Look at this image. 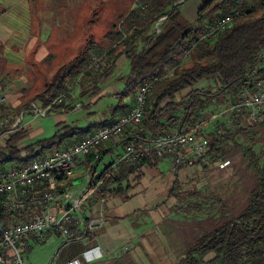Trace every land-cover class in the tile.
<instances>
[{
	"label": "trees",
	"instance_id": "16d2710c",
	"mask_svg": "<svg viewBox=\"0 0 264 264\" xmlns=\"http://www.w3.org/2000/svg\"><path fill=\"white\" fill-rule=\"evenodd\" d=\"M183 2L137 0L133 9L119 17V30L114 26L105 35L103 44L92 40L87 43L84 51L58 69L45 90L33 101L42 102L43 108L49 107L47 115L68 110V102L73 101L71 92L78 84L84 86L90 79V83L108 79L117 69L116 61L124 55L130 72L120 79L124 83V90L119 95L122 100L135 97L136 105L138 88L159 78L147 97L142 122L125 130L121 136L127 143L143 150L162 135L193 132L200 137L197 128L210 122L205 121L204 114L214 104L222 103V97H231L230 118L214 121L212 133L206 138L209 147L205 157L194 166L203 165L205 160L217 164L238 154L247 162L248 169L255 172L256 182L247 189L249 197L241 208L230 209L223 203L219 215H208L206 220L195 222L203 232L184 249V258L177 264H264V150H255L258 143L264 144V139L260 141L264 135V121H252L245 112L237 114L231 110L242 90L252 88L254 79L264 78V0H201V8L193 24L180 11ZM225 16L232 17L231 26L210 38L212 29ZM94 56L107 62L98 72L90 69ZM188 59L191 64L187 66L185 62ZM94 74L98 76L92 78ZM201 83H208L216 91L198 88ZM62 93L67 95L66 98L56 103V98ZM81 95L85 96L86 92ZM123 109L124 106L119 104L113 112L118 114ZM0 111L3 113L1 117H9L4 106H0ZM210 113L215 114L214 110ZM97 125L79 128L57 124L58 130L53 137L38 141L23 151H19L17 144L27 132L18 131L9 140L6 151L1 152L0 165L22 166L48 157L91 135ZM104 125L102 123L98 128ZM239 137L245 142L239 143ZM103 147L86 156L88 163L93 164L91 173L94 164L101 159ZM21 152H28L29 156L22 158ZM170 157L144 155L133 164L118 163L120 159L96 179L92 176L90 190L95 191V201L108 197L130 201L134 186L129 177L137 176L138 170L144 166H153ZM177 181L170 191L172 198L177 197ZM96 183L100 184L98 188H95ZM0 214L6 226L25 221L29 216ZM85 220L87 227L90 226V218ZM75 236L87 237L88 230L80 233L75 229ZM210 254L214 255L213 258L206 261Z\"/></svg>",
	"mask_w": 264,
	"mask_h": 264
},
{
	"label": "rangeland",
	"instance_id": "374dc122",
	"mask_svg": "<svg viewBox=\"0 0 264 264\" xmlns=\"http://www.w3.org/2000/svg\"><path fill=\"white\" fill-rule=\"evenodd\" d=\"M20 1L21 0H0L1 21L7 23L17 31L13 38L9 40L5 39L2 43V52L4 53L5 50L6 53L0 56V88L7 98V103L4 107L7 109L9 116L16 120L21 119V117L23 119L18 131H26L27 135L17 144L19 151H23L26 147L38 141L53 137L58 130L57 124L59 120L63 121L66 116L69 119H73V121H77V126H84L87 123L100 121L101 109H107L108 113L109 108L107 106L109 104H114L115 107L118 105V98L116 99L113 93L117 92V86L119 85H117V83L121 82L120 79L129 74L130 66L128 61H124V63L121 61L119 64V58L116 61L117 69L108 79L100 80L98 83H90V79L84 86L78 84L71 92L73 101L70 102L75 103L80 100V103L84 106L80 110H71L63 114L60 112H52L45 117H35L34 114H29L27 112L23 114L24 109L27 111L32 109L33 106L31 107V103H35L37 107L43 109L41 105L42 102L33 101L35 100L34 98L45 90V86L53 73L60 66L68 63L69 60H65L64 58H53L52 60L38 57L36 54L37 52L42 50H45V52L47 51L44 49V46H47V44L41 41L35 42V45L31 48V55L30 52L28 53V51H26V46L30 42V40H26V38H29L31 34L40 36L42 33H36L37 30L35 28L32 32L28 31L25 26L19 25L15 10L17 6H19ZM26 3H28V1H26ZM185 6L186 5H182L181 9L185 8ZM85 12L86 18H90L87 19L85 25L80 26V30L77 32V34L80 35V40L85 36L86 38L93 36L97 40H100L106 35L107 31L111 30V26L108 22L114 18V10L109 8L91 9L90 6H88L87 9L84 10V13ZM103 14H105V16L101 17ZM84 17L85 15L82 18ZM28 27L31 28V26ZM78 47L79 53L84 50L79 44L75 46V49ZM10 49L12 51H10ZM103 54H106V52ZM103 62L105 63L104 59ZM185 63L187 66L191 64L189 59ZM97 76V74H94L92 78ZM123 86L124 84H120V87ZM97 88L100 89L99 92L96 93L95 90ZM198 88H204L212 92L216 91V88L208 83H201ZM104 89L107 94L103 97V103H100L99 106L90 104L101 91L104 92ZM84 92H86V95L82 96L81 94ZM184 94H187V92H184ZM131 99L132 97L127 98L126 103L130 102ZM232 103L233 99L231 97H222V103L214 104L209 112L204 114L205 121L210 120V122L201 124V126L197 128V131L200 130V137L207 138V136L212 133L215 120L221 119L222 121H227L230 118L228 115L230 111H228V109H230ZM212 110H214V115L210 113ZM1 113L0 111V114ZM27 126H29L30 129L29 127L27 128ZM15 133L7 135L2 140L1 149L3 152L6 151L5 148H7L9 140L12 139ZM261 138L260 141H263L264 135H261ZM238 142L244 143L245 140L239 137ZM262 149L264 150V144L262 143H258L255 147L257 152L262 151ZM26 156H29L28 152H21L22 158ZM227 160L230 164L225 168H221L218 164H214L213 162L209 163L206 160L203 162V165L184 166L180 169L181 171L178 172L179 175L176 185L177 197L165 199L160 205L158 204V206L156 205L149 208L150 211L159 218V221H162L159 224V229L151 230L152 225L150 224L149 228L146 230L148 234L145 236V241H147L148 246L151 247L149 250V264L179 263L184 258V249L190 247L195 242L198 235L203 232V229L196 226L195 222L206 220L208 215H219L223 203L234 210L245 205L246 199L249 197L247 189H251L256 182L255 172L248 169L247 162L241 155L237 154ZM262 162H264V157L262 158ZM168 163H163L165 168L164 173L166 174L165 179L168 174L171 173L170 169L168 171L166 169L169 168ZM173 166L175 169H178L175 167L172 160V168ZM98 172H100V170ZM76 176L78 180L73 179L71 190L79 193L87 187V180L83 171H79ZM170 183L171 180H167L166 188L170 186ZM162 184L164 185V183ZM146 187H152V185L149 184ZM85 193L88 194V191ZM140 193L142 194L141 189L138 192L139 197ZM162 193L163 192L160 194ZM139 197L136 196V199L126 202L125 204L122 203L118 211L120 213L125 212L129 214L137 210V208H143L144 206L149 207V205H152L150 202L154 201L139 200ZM85 209L88 213L86 217H91L93 206H85ZM142 228L144 227L140 229ZM29 240V243L35 242L32 237ZM35 245H33V249L28 250L22 255L24 264H55V257L59 247L62 245L61 242H59L58 245L54 240H48L47 242ZM213 256L212 254L208 255L206 261L213 258Z\"/></svg>",
	"mask_w": 264,
	"mask_h": 264
},
{
	"label": "crops",
	"instance_id": "0c3cea01",
	"mask_svg": "<svg viewBox=\"0 0 264 264\" xmlns=\"http://www.w3.org/2000/svg\"><path fill=\"white\" fill-rule=\"evenodd\" d=\"M26 1H28V3H26ZM19 3V6H17L15 10L16 19L18 20L19 25L25 26L28 31L32 32L35 28L37 30L36 33H42L40 36L31 34L29 38H26V40H30L29 44L26 46V51H28V53L30 52L31 55V48L35 45V42L41 41L47 44V46H44V49L47 51L45 52V50H42L37 52L36 54L38 57H43V59L49 58L52 60L53 58H64L70 62L82 52L79 53V47L75 49L77 44L85 50L87 43L91 40L94 43H101L105 40V35L100 40H97L93 36H89L88 38L85 36L80 40V35L77 34V32L80 30V26L85 25L87 19L90 18H86V12L84 13V10H86L88 6H90L91 9L109 8L114 10V18L108 23L111 26L110 29L116 26V30H119L121 25V22L118 20L119 17L127 14L128 11L133 9L136 6L137 0H21ZM183 5H186L185 8H180L183 17L189 23H195L198 12L201 8V0H184ZM84 15L85 17L82 18ZM103 16H105V14L101 15V17ZM28 26H31V28ZM109 31H107V33ZM0 32V56H3L6 53L5 50L4 53L2 52L3 41H5V39L9 40L13 38L17 31L7 23H3L0 19ZM10 51L12 50L10 49ZM121 61L123 63L124 61L126 62L124 55L120 57L119 64ZM120 84L124 83L122 81L118 82V86L116 85L117 92L113 93L116 99L118 98L117 104L124 106L123 111L120 113H114L115 111L113 112V110L115 105L109 104L108 106L106 105L109 108L108 113L107 109H101V119L98 122L87 123L84 126H77V121H73V119H69L66 116L63 121L59 120L58 124L64 126L71 125L79 128L98 124L93 129V133L102 125V123L110 124L111 120L112 122L116 121L135 105V97L128 103H126L127 98L122 100L119 97L124 90V86L120 87ZM105 94L107 93L104 89V92L101 91V93L93 99L90 104H96L99 106L100 103H103L102 101ZM71 102H68L70 108L61 111V114L71 110H80L84 107L80 103V100L75 103ZM32 104L33 103H31V105ZM78 105H81V108H77ZM48 108L49 107H47V109ZM26 112L29 114L32 113L31 110L27 111L24 109L23 114ZM28 127L29 126H27V128ZM129 129L131 128H128V130ZM2 140L0 141V145L3 143ZM127 142L121 138L120 140L115 141V143L104 144V151L102 152L101 159L94 164L93 173L90 172L93 164L88 163V158L86 156L77 158V168L74 179L78 180L76 174L79 171H83L87 180V187L79 193L86 194L85 192L90 190L92 176L96 179L103 170L114 165L121 159ZM172 160V157H170L158 161L153 166H144L138 170L137 176L131 175L129 177L131 184L134 186L130 201L136 199V196L139 197L138 192L141 189L142 194L140 193L139 200H154L153 202H150L152 205H149V207L144 206L143 208H137V210H134L129 214L125 212L120 213L118 209L121 208L122 203L125 204L126 202L120 198H106L101 199L100 201H95V191L90 190L86 195L87 197L84 203L85 205L82 216L84 219L90 218L91 225L89 228L87 226L76 228L80 233H84L88 230V236L81 237L80 241L74 242L70 245L63 244L62 239L60 241V238L55 235H49L44 241L47 242L48 240H54L58 245L59 242L62 243L57 251L56 256H58V259L55 257V263L65 264L70 260H81L82 264H149V250L151 247L148 246V242L145 241V236L148 234L146 230L149 228L150 224L152 225L151 230H157L160 228L159 224L162 222L159 221V218L156 217L149 208L156 205L158 206V204L160 205L165 199L172 198L170 197V191L175 181L178 180V172L181 171L180 169H175L174 166L172 168ZM165 162H170L168 163L169 168L166 169L167 171L170 169L171 172L166 179V174L164 173L165 168L163 166ZM8 166L13 165H0V167ZM99 170L100 172H98ZM167 180H171V183L170 186L166 188ZM162 183H164V185ZM66 184H68L69 188L73 186L72 184L69 185V183H63L60 186H66ZM149 184H151L152 187H146ZM161 192L163 193L160 194ZM88 205L93 206L91 217H86V214L88 213L85 206ZM141 227L144 228L140 229ZM44 242H37L36 240L35 242H28V246L23 254L28 250L33 249V245ZM85 259L90 261L87 262Z\"/></svg>",
	"mask_w": 264,
	"mask_h": 264
},
{
	"label": "built area",
	"instance_id": "2783aa9c",
	"mask_svg": "<svg viewBox=\"0 0 264 264\" xmlns=\"http://www.w3.org/2000/svg\"><path fill=\"white\" fill-rule=\"evenodd\" d=\"M230 21H233L231 16L219 19L217 26L209 34L210 38L229 28ZM103 65V58L94 56L90 69L98 72ZM254 73H257V70ZM158 81L159 78H155L141 85L136 92L134 108L115 122L105 123V128H98L91 135L74 144H68L43 159L22 166L0 167V213L29 215L25 221L6 226L0 214V264H24L22 255L31 237L37 242H44L49 235H55L66 245L80 241V238L75 236V229L87 226L82 216L87 194L74 192L68 184L57 186V179L62 178L64 174L75 173L77 158L97 151L103 146L104 139L117 138L118 141L123 128L140 125L142 111L145 108L144 97L149 95L152 86ZM66 96L65 93L59 94L55 102H63ZM6 103L7 98L0 88V106H5ZM31 107L36 117H45L49 110V108H39L35 103ZM77 108H81V105ZM231 110L237 114L245 112L250 120L263 122L264 78L254 79L252 88L242 90L237 104L232 106ZM21 124L22 117L16 120L0 116V141L7 135L17 132ZM208 147L209 142L204 137H198L193 132H176L158 137L151 146L143 150H139L133 143H126L125 154L118 163H137L144 155L160 158L170 155L175 167L194 166L204 159ZM1 152L0 145V154ZM217 164L225 168L230 162L220 161ZM99 186L100 184H95V188ZM65 264H82V262L70 260Z\"/></svg>",
	"mask_w": 264,
	"mask_h": 264
},
{
	"label": "bare ground",
	"instance_id": "6f19581e",
	"mask_svg": "<svg viewBox=\"0 0 264 264\" xmlns=\"http://www.w3.org/2000/svg\"><path fill=\"white\" fill-rule=\"evenodd\" d=\"M232 22H233V21H230V26H231ZM147 97H148V95H145V97H144V106H145V104H146ZM143 114H144V110L142 111V115H141L140 123L142 122ZM102 128H105V126L102 127ZM126 129H128V128H123V129L121 130V136L123 135V133L125 132ZM110 141H114V142H115V141H117V138H106V139L103 140V145L106 144V143H108V142H110ZM74 177H75V173H69V174H64V175H62V178H58V179H57V186H60V185L63 184V183H69V182H72L73 179H74Z\"/></svg>",
	"mask_w": 264,
	"mask_h": 264
}]
</instances>
